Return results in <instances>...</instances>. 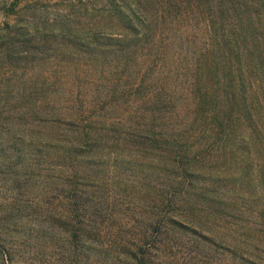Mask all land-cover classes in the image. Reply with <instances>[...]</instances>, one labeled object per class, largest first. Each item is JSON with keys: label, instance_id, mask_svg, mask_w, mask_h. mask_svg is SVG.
<instances>
[{"label": "trees", "instance_id": "trees-1", "mask_svg": "<svg viewBox=\"0 0 264 264\" xmlns=\"http://www.w3.org/2000/svg\"><path fill=\"white\" fill-rule=\"evenodd\" d=\"M8 1L4 227L86 261L264 264L239 233H264V0H104L80 29ZM228 218L244 249L213 230Z\"/></svg>", "mask_w": 264, "mask_h": 264}, {"label": "rangeland", "instance_id": "rangeland-1", "mask_svg": "<svg viewBox=\"0 0 264 264\" xmlns=\"http://www.w3.org/2000/svg\"><path fill=\"white\" fill-rule=\"evenodd\" d=\"M31 3L36 4L37 11L29 12L26 11V14L33 15L39 18V14L45 15L50 22L52 19H56L58 16H66V19L74 25L76 28L82 27H94L96 22H94L96 17L100 15L103 11L104 0H28ZM33 3V4H34ZM9 5L8 0H0V28L3 27L4 23H8L12 25L16 22L15 15H5L3 12V8ZM45 11L46 13H42L41 11ZM37 21H42L39 18ZM191 50V48H188ZM5 69L3 68L0 73H2ZM1 74H0V83H1ZM10 106L13 108V103L11 102ZM6 108L5 104L0 101V114L1 111ZM15 110L11 114L14 116ZM1 117V116H0ZM17 123V121H16ZM17 125V124H16ZM16 125L13 119L11 124L12 126V135H17L16 133ZM3 136V133L0 131V138ZM5 139H8L6 136ZM6 144V143H5ZM4 144V145H5ZM13 144V143H12ZM38 188H33L30 194L25 196L26 202L28 204H32L30 209L25 210V216L31 217L32 213L38 209L40 205L43 204V199L39 197ZM8 194V189L4 185V183L0 182V201ZM19 199V197H18ZM56 203V202H55ZM33 210V211H32ZM62 213V209H60ZM9 213V211L5 215L0 214V264H129L126 262H115L111 261L109 258L105 257H93L91 260L86 261L83 258H79L78 256L71 255L68 250H65L66 246L63 245L62 242L43 240L40 237H37L36 234H33V239H27L25 236L20 235L15 231H10L4 227V218ZM241 220L245 219L246 214L240 216ZM25 221V220H23ZM231 222L238 223L231 218L225 219V222H218L216 227H213V230H216L220 236L226 237L228 239L237 238L238 241L241 242L240 249H244L246 245L243 242V239L238 236V232L235 233L234 224ZM225 224V225H224ZM237 229V228H236ZM246 231L239 233L245 235V239L250 241L251 239H259L260 241L264 238L263 232H254V231ZM37 237V238H36ZM235 243L236 241L233 240ZM250 252L252 250H249ZM252 261L260 263L256 257L260 259H264V254H262L259 250L253 251ZM250 257V256H249ZM202 262H206L209 264H240L237 260H232L228 254H224L222 250L219 249H211L210 251H206L201 256ZM204 258V259H203Z\"/></svg>", "mask_w": 264, "mask_h": 264}]
</instances>
